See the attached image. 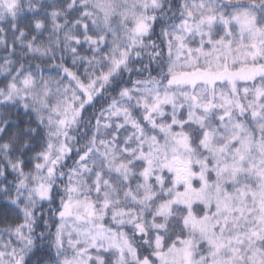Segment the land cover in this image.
<instances>
[{"label": "snow or ice", "instance_id": "snow-or-ice-1", "mask_svg": "<svg viewBox=\"0 0 264 264\" xmlns=\"http://www.w3.org/2000/svg\"><path fill=\"white\" fill-rule=\"evenodd\" d=\"M0 264H264V0H0Z\"/></svg>", "mask_w": 264, "mask_h": 264}]
</instances>
